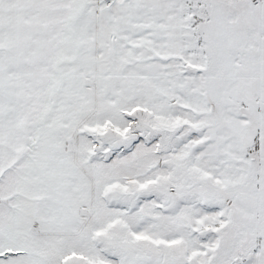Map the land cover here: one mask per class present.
Returning a JSON list of instances; mask_svg holds the SVG:
<instances>
[{
  "label": "snow or ice",
  "instance_id": "obj_1",
  "mask_svg": "<svg viewBox=\"0 0 264 264\" xmlns=\"http://www.w3.org/2000/svg\"><path fill=\"white\" fill-rule=\"evenodd\" d=\"M0 264H264V0H0Z\"/></svg>",
  "mask_w": 264,
  "mask_h": 264
}]
</instances>
